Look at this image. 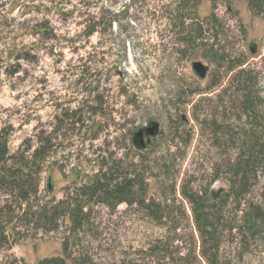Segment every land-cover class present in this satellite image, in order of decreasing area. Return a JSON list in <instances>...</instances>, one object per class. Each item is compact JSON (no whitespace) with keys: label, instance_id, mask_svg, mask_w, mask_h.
<instances>
[{"label":"rangeland","instance_id":"rangeland-1","mask_svg":"<svg viewBox=\"0 0 264 264\" xmlns=\"http://www.w3.org/2000/svg\"><path fill=\"white\" fill-rule=\"evenodd\" d=\"M186 2L0 0V130L11 154L32 146L31 154L51 139L38 209L71 197L111 165L144 173L146 203L166 205L158 220L137 205L93 202L74 231L62 216L37 228L23 212L11 219L21 233L16 243L0 226V264L62 256L63 240L68 264H168L171 256L178 264H213L201 256L184 187L224 202L214 210L221 219L212 214L221 231L214 264H264V227L253 236L242 222L244 212L264 207V151L257 150L240 197L230 182L233 162L250 156V138L264 144V128L251 127L235 80L249 71L264 100V2L254 12L247 0H198L195 13ZM181 13L188 14L184 25ZM196 24L204 38L189 46L180 32ZM195 61L209 67L206 78L194 72ZM152 121L158 136L136 148L133 134ZM5 200L0 192L1 207Z\"/></svg>","mask_w":264,"mask_h":264},{"label":"trees","instance_id":"trees-1","mask_svg":"<svg viewBox=\"0 0 264 264\" xmlns=\"http://www.w3.org/2000/svg\"><path fill=\"white\" fill-rule=\"evenodd\" d=\"M192 1L194 0L186 2L185 10L187 11L191 7V10L195 13V6H197L198 0H195L197 2L193 6L190 5ZM262 1L264 2V0H247L254 12H260ZM187 16V13H181L176 17L180 20V25H184V19ZM212 21L216 24V20ZM195 26V29L185 28L180 32L181 35H186L185 39L189 46L195 45L197 40L204 38L203 30H201L198 24ZM206 53L211 57L219 59L213 48H209ZM235 63L237 66L242 65L241 61L234 62L233 65ZM235 80L239 91H241V109L251 127L264 128V100L250 87L249 84L252 80L250 72L241 70L235 76ZM94 111L100 112L98 109ZM77 120L80 119L78 118ZM64 121L62 120L61 123H64ZM60 129L58 128V131ZM50 140L43 141L42 145L34 148L31 154L28 153L32 149V146L11 154L7 131L6 129L0 130V192L6 196L4 206H0V226L3 228V232H9L8 237L12 238L14 243L21 239V233L16 232L11 227V219L21 217L23 212V217L28 221H33L32 223L37 228L47 223L52 224L60 216L67 218L70 224V231L82 227L85 221L88 220L89 212H85V209H88L89 205L93 202L111 206H117L122 202H126L129 206H140L155 219L162 220L166 205L162 206L155 202L146 203L145 201L144 195L148 189L147 185L144 184L145 174L137 172V169L135 170V174H127L130 168L120 170L118 165H111L102 175L90 177L86 182L83 181V184L73 189L72 196L66 200L56 201V199H52L51 204L41 206L42 208L38 209L40 174L43 171L41 164L45 160ZM247 150L250 152L249 157L246 158V155L243 154L232 164L233 176L230 182L232 184V193L236 197H240L245 191L249 173L254 170L253 165L256 163L254 158H257L258 151H264V144L261 145L259 139L252 136ZM182 193L192 205L195 222L202 237L201 256L209 257L210 261L214 264L220 248L219 239L221 231H219L217 224L214 223L212 214L216 216L214 210L221 209L224 202L219 198H215L216 196L210 195L208 190H205L200 195L197 192H193V189L184 187ZM138 194H140L139 198H135ZM24 205L25 208H23ZM217 213H220L221 216V212L218 211ZM216 218L218 220L221 219L219 216H216ZM242 222L251 231L253 236L258 235L264 227V207L262 205H255L250 211L244 212ZM57 228L58 224L53 226L52 229ZM66 243L64 240L62 241L64 245L62 256L46 258L37 264H68ZM164 248H166L165 245H162L161 250L165 253ZM212 248L215 249L214 253H212ZM163 257L168 256L164 254ZM195 258L198 260V256L195 255ZM72 264L79 263L72 262ZM168 264L178 263L171 256L168 257Z\"/></svg>","mask_w":264,"mask_h":264},{"label":"water","instance_id":"water-1","mask_svg":"<svg viewBox=\"0 0 264 264\" xmlns=\"http://www.w3.org/2000/svg\"><path fill=\"white\" fill-rule=\"evenodd\" d=\"M192 68L199 78L201 79L206 78L209 70L208 66L204 65L201 61H195L192 64ZM183 119H185V116H183ZM159 130H160V124L156 121H152L147 126L138 129L133 134V140L136 148L138 149L145 148L148 144L151 143L152 138L158 136ZM145 134H147V139H145L144 137ZM48 188L49 190L53 189L52 177H49L48 179Z\"/></svg>","mask_w":264,"mask_h":264},{"label":"flooded vegetation","instance_id":"flooded-vegetation-1","mask_svg":"<svg viewBox=\"0 0 264 264\" xmlns=\"http://www.w3.org/2000/svg\"><path fill=\"white\" fill-rule=\"evenodd\" d=\"M144 137H145V139H147V134H145ZM133 142H134V140H133Z\"/></svg>","mask_w":264,"mask_h":264}]
</instances>
